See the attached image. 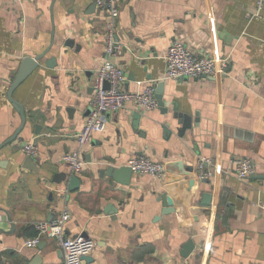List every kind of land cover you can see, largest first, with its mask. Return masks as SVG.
<instances>
[{"label":"crops","instance_id":"0c3cea01","mask_svg":"<svg viewBox=\"0 0 264 264\" xmlns=\"http://www.w3.org/2000/svg\"><path fill=\"white\" fill-rule=\"evenodd\" d=\"M115 39L123 89L163 82L164 106L143 110L127 103L80 150L74 173L61 154L78 148L75 134L89 112L94 72L104 59L106 15L93 0H0V264H62L53 237L25 241L35 225L68 210L69 236L93 244L82 264H264V9L254 0H118ZM175 40L196 55L226 61L223 73L165 79L164 55ZM44 54L13 90L22 59ZM48 61L51 67L48 66ZM174 112L198 118L182 129ZM139 113L134 125L133 114ZM33 141L36 156L22 151ZM133 156L163 163L161 178L132 171L129 184L105 174ZM211 175H196L200 158ZM232 158L254 166L245 180ZM71 175L79 186L68 190ZM210 194L208 204L203 194ZM172 212L160 214V195ZM108 206H110L108 208ZM193 249L180 256L185 243Z\"/></svg>","mask_w":264,"mask_h":264},{"label":"built area","instance_id":"2783aa9c","mask_svg":"<svg viewBox=\"0 0 264 264\" xmlns=\"http://www.w3.org/2000/svg\"><path fill=\"white\" fill-rule=\"evenodd\" d=\"M21 1V0H12ZM95 5L104 11L106 21L104 24V59L94 72L92 97L89 101V112L85 117L82 128L75 134L78 148L61 154L60 161L69 163L74 173H79L85 164L80 155L81 148L89 142L92 135L101 132L107 122L108 116L117 110L126 108L127 103L143 110L158 107L155 83H147L141 90L130 92L123 89L126 74L117 63L121 56L123 46L115 39L116 22L119 17L118 0H93ZM257 13L264 9V0H254ZM164 60L166 63L165 79L198 78L202 76H216L224 72L225 59L210 58L196 55L184 42L175 40L167 48ZM107 85V86H106ZM22 151L28 156H36L38 147L33 141L24 142ZM207 158H200L197 163L196 175L199 179H206L211 171L206 168ZM234 175L239 180L247 179L254 171L253 163L248 158H232ZM127 165L132 171L140 174H150L161 178L165 174L163 163L153 161L144 156H133ZM264 217V195L257 203ZM70 218L68 210H62L55 218L49 221H40L35 227L37 234L25 241V246L34 247L43 236L53 237L57 240L62 251V264H82L85 256L89 255L93 244L83 234L69 236L65 232V224ZM161 264H188L185 260L180 262L166 261Z\"/></svg>","mask_w":264,"mask_h":264},{"label":"water","instance_id":"95a60500","mask_svg":"<svg viewBox=\"0 0 264 264\" xmlns=\"http://www.w3.org/2000/svg\"><path fill=\"white\" fill-rule=\"evenodd\" d=\"M44 54H39L34 57L26 56L22 59L20 66L17 70V73L15 74L11 86L8 91V99L10 102L13 104L14 108L17 110V112L20 115L21 123L19 127L16 129L15 133L8 138L4 144L12 141L17 134L20 132V130L23 128L26 120L25 116V111L23 109V106L21 103L13 99L12 97V92L13 90L37 67V61L43 56ZM48 66L51 67L49 61H48ZM107 86V85H106ZM156 86V97L158 99V105L160 107L164 106V101L162 98V86L163 82H160L159 84L155 83ZM134 118V125L138 123L139 119V113L133 114ZM173 118L177 119L178 123L181 124L182 129H190L192 130L195 126H197V123L199 122V119L193 118L191 116H188L186 113H181V112H174L173 113ZM105 174L107 176H110L115 182H118L120 184H129L130 179H131V174L132 170L128 165L124 166H119V167H114V166H109L105 170ZM80 179L76 175H71L69 178L68 182V190H74L79 186ZM203 203L208 204L210 201V194L209 193H204L203 194ZM160 200L162 201V209H161V215L165 213L172 212V199L167 196L166 194H161L160 195ZM110 206H108L109 208ZM40 243V242H39ZM38 243V244H39ZM37 244V246H38ZM193 242L189 240L187 243H185L182 247V250L180 251V256L182 257H187L189 252L193 249ZM85 258V257H84Z\"/></svg>","mask_w":264,"mask_h":264}]
</instances>
